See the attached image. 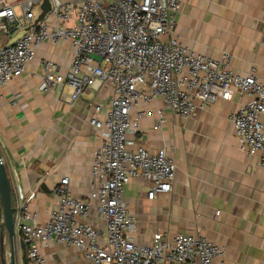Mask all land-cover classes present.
<instances>
[{
	"label": "built area",
	"instance_id": "2783aa9c",
	"mask_svg": "<svg viewBox=\"0 0 264 264\" xmlns=\"http://www.w3.org/2000/svg\"><path fill=\"white\" fill-rule=\"evenodd\" d=\"M41 2L0 0V33L23 30L14 41L0 44V86L24 71L34 48L49 39L69 41L72 54L65 72L50 59L40 60V91L65 87L73 102L108 82L112 93L105 104L94 106L102 115L88 118L99 139L90 167L91 185H96L89 198L99 202L104 226L87 221L89 202L68 192L65 177L52 189L56 202L43 222L29 208L34 191L24 194L17 186L12 190L14 232L27 261L45 264L40 244L55 242L76 247L84 264H213L224 248L201 233L154 232L148 243L136 242L135 219L123 199L125 183L132 177L150 180L146 196L152 199L171 190L176 165L165 147L129 148L126 135L136 132L148 113L140 100L159 96L175 114L189 117L235 89L248 99L230 112L229 121L239 147L256 154L264 167V79L253 68L234 73L230 52L215 58L188 49L175 33L179 0H50V9L35 21Z\"/></svg>",
	"mask_w": 264,
	"mask_h": 264
},
{
	"label": "crops",
	"instance_id": "0c3cea01",
	"mask_svg": "<svg viewBox=\"0 0 264 264\" xmlns=\"http://www.w3.org/2000/svg\"><path fill=\"white\" fill-rule=\"evenodd\" d=\"M179 3L175 33L188 49L215 58L230 52L234 73L244 75L253 68L264 79V0ZM14 8L19 11L16 4ZM22 32L0 33V44ZM71 54L69 41L46 39L34 48L25 70L0 86V155L12 190L34 191L29 208L39 222L56 202L52 189L65 177L68 192L89 202L87 221L101 228L99 202L89 198L96 185H91L90 167L99 139L88 118L102 115L94 106L106 103L111 85L88 89L73 102L65 87L56 85L47 92L38 88L40 60L50 59L65 72ZM247 99L234 89L227 98L195 108L189 117L175 114L159 96L138 102L148 113L138 130L126 135L129 148L138 144L153 152L165 147L176 165L171 190L152 199L146 196L150 180L132 177L124 185L138 244L148 243L154 232L201 233L224 248L213 264H264V167L256 154L247 155L239 147L228 118ZM260 120L264 125V115ZM40 252L45 264H84L72 245L43 242Z\"/></svg>",
	"mask_w": 264,
	"mask_h": 264
},
{
	"label": "water",
	"instance_id": "95a60500",
	"mask_svg": "<svg viewBox=\"0 0 264 264\" xmlns=\"http://www.w3.org/2000/svg\"><path fill=\"white\" fill-rule=\"evenodd\" d=\"M50 9V0H42L40 12L35 21L41 19ZM42 186V185H41ZM8 239L9 252L6 255L4 238ZM14 223L12 214L11 179L0 155V264H17L14 249Z\"/></svg>",
	"mask_w": 264,
	"mask_h": 264
},
{
	"label": "rangeland",
	"instance_id": "374dc122",
	"mask_svg": "<svg viewBox=\"0 0 264 264\" xmlns=\"http://www.w3.org/2000/svg\"><path fill=\"white\" fill-rule=\"evenodd\" d=\"M4 249L6 251V255H8L9 252V244H8V239L6 237V239L4 238ZM16 247V248H15ZM14 249L15 251V255H16V260H17V264H25L27 262V258L25 255V251L24 249L21 247V244L18 240L17 237L14 238Z\"/></svg>",
	"mask_w": 264,
	"mask_h": 264
},
{
	"label": "trees",
	"instance_id": "16d2710c",
	"mask_svg": "<svg viewBox=\"0 0 264 264\" xmlns=\"http://www.w3.org/2000/svg\"><path fill=\"white\" fill-rule=\"evenodd\" d=\"M12 197H13V195H12ZM26 263H27V262H26ZM26 263H25V264H26Z\"/></svg>",
	"mask_w": 264,
	"mask_h": 264
},
{
	"label": "bare ground",
	"instance_id": "6f19581e",
	"mask_svg": "<svg viewBox=\"0 0 264 264\" xmlns=\"http://www.w3.org/2000/svg\"><path fill=\"white\" fill-rule=\"evenodd\" d=\"M16 248V247H15ZM16 251V250H15Z\"/></svg>",
	"mask_w": 264,
	"mask_h": 264
}]
</instances>
